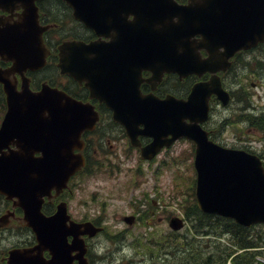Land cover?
<instances>
[{"label":"water","instance_id":"1","mask_svg":"<svg viewBox=\"0 0 264 264\" xmlns=\"http://www.w3.org/2000/svg\"><path fill=\"white\" fill-rule=\"evenodd\" d=\"M36 1L0 0L3 10L23 8L20 20L0 16V56L13 61L11 67H0L8 102L0 127V191L8 198L17 197L15 203L24 209L25 222L35 227L41 240L38 247L12 250L8 264H72V251L81 247L80 233H75V244L70 245L66 238L71 227H64L68 218L65 204L49 217L42 212V205L52 189L62 190L85 163L83 154L75 149L82 148V132L94 127L97 112L92 105L48 83L39 90L32 89L26 72L44 66L49 53L43 39L48 26L39 22ZM67 1L73 5L75 16L99 33L130 39L137 54L143 51L155 81L163 71L178 68L183 74L208 69L214 72L209 82L194 86L188 100L173 96L160 99L153 94L142 97L131 89L128 101L118 102L112 97L109 106L134 144H140L139 134L153 136L142 147L144 158H153L183 136L195 142L196 195L203 211L229 216L248 226L264 222L261 158L213 141L201 124L208 118L212 93L225 102L229 99L217 71L229 65L235 50L264 40V0H191L188 4L176 0ZM131 14L133 19H129ZM198 33L203 34V40L192 38ZM203 46L210 49V57L204 60L197 52ZM112 47L113 42L86 45L68 41L61 45L59 64L63 72L80 78L81 60L92 54H85L86 49L93 50L98 59L102 52L109 54ZM222 47L226 50L221 51ZM17 73L22 76L21 89ZM173 221L174 227L183 226L181 219ZM45 247L52 250L53 257L46 260L41 252L45 261L37 260V251ZM84 253L82 249L77 257L80 264H86Z\"/></svg>","mask_w":264,"mask_h":264},{"label":"rangeland","instance_id":"2","mask_svg":"<svg viewBox=\"0 0 264 264\" xmlns=\"http://www.w3.org/2000/svg\"><path fill=\"white\" fill-rule=\"evenodd\" d=\"M257 54L263 59V62L256 59L253 54L245 55L240 62L241 66L238 65L230 74L228 88L233 89L236 93V101L232 106L226 108L222 107L223 105L220 106L221 104L215 106L211 112L212 121L211 123L209 121L206 127H213L215 136L221 143L240 148L249 146V149L264 156L263 133L257 130L255 122H249L242 118L246 114L251 121H256L264 116V54H260L259 51ZM251 95L253 96L251 97ZM241 101H243L242 104ZM252 107H255V110ZM1 120L2 116L0 117ZM228 122L230 123L228 124ZM111 139L114 148L111 150L108 147L109 143L104 144V151L106 152L100 154L98 158L95 156L96 165L93 171L78 182L80 186L77 188L75 197L78 203L76 206L78 216L81 217L86 212L89 215H99L101 210L99 205L105 203L106 220L117 231L124 226L123 214L129 213L132 207L135 210H142V214L144 213L147 220L150 219L152 209L156 213L160 210V213L166 216L170 213L180 216L186 215L189 221H187L182 232L183 234L188 233V240L182 239L180 242L181 238L179 237L176 242H173L174 247L168 246L171 229L168 224L161 223L156 218L157 224L150 230L138 228L134 231L131 228L111 239L116 240V243L109 240L111 234L108 236L103 234L96 240L95 244L96 249H98L97 253L101 255V258L114 259L113 264H123L122 258L124 256L131 257L134 254L135 262L130 264H144L145 261L152 262V264H187L185 259H182V250L192 248L194 245L205 256L208 253L220 255L222 250H224V254L228 252L230 243L227 239L232 238L230 234L224 233L218 224H215L216 228H212L213 232L210 235L197 234L192 230V224H195L197 219H192L188 215V211L184 212L181 208L183 206L189 210L193 205L191 201L193 200L192 189L195 182L194 178H196V169L194 165L195 147L191 141L180 140L169 149H164L154 161L144 162L140 160V153L128 146L127 139L120 128H115ZM99 161L101 162L99 163ZM155 182L160 189L156 190V193L152 194L153 196L146 201L141 192L152 189ZM131 183H140L141 185L131 187ZM152 191L155 192V189ZM152 191L151 193H153ZM174 195L179 196V198L175 197L176 202L178 199H183L185 200L184 204L174 202ZM152 198L156 200L163 198L167 204H163L161 207L157 204L158 206L155 207ZM84 200H87L86 204L91 205V207L86 208ZM4 207L0 200V215L6 211L7 208ZM141 226H148L147 221L145 220ZM255 227L251 229V234L254 237L257 231L263 230L260 225ZM154 229L156 232L153 233V237L158 240L152 239L155 243L151 242V237L148 236V232L154 231ZM141 231H146L147 235L139 237L138 234ZM252 235L251 237H253ZM222 237L224 238L221 239ZM30 238V233L21 231L16 227L0 232V261L6 253V248ZM133 239L134 241L138 240L139 245L132 248L126 247L127 242H132ZM259 245L260 247L255 246L257 248H250L249 250L258 254L253 264H264V243H259ZM137 248H141V250ZM234 248L237 254L245 253V249L239 246ZM134 249H137L138 252H143L145 249L146 253L138 254L136 251L134 252ZM173 251L175 252L174 255ZM106 262L108 263L110 260H106ZM191 264L199 263L191 262Z\"/></svg>","mask_w":264,"mask_h":264},{"label":"flooded vegetation","instance_id":"3","mask_svg":"<svg viewBox=\"0 0 264 264\" xmlns=\"http://www.w3.org/2000/svg\"><path fill=\"white\" fill-rule=\"evenodd\" d=\"M52 1L53 2L50 4L51 7L56 5V3H57L55 0H52ZM64 13H65V11L63 10V15H64ZM66 13L69 14V10L66 9ZM61 27H62L61 29L63 31H66V32L71 33L73 35V37H70V38H74V36H77V33H79L78 37L80 39L85 40V41H90V40H93V39L98 37V35L96 34V32L94 30H92L91 28L87 27L82 22L70 21L66 26L65 25H61ZM62 30H60V31H62ZM56 38H59L57 34H56ZM47 39H48L49 43L56 44L55 38L52 37L50 34H48ZM123 45L127 49L130 48V44L123 43ZM262 48H264V47L259 45L256 48L250 49V50H247V51L241 50V51L236 53L234 58L239 56V58H241V60H242L244 55L254 54L255 51H257L255 49H259L260 52L263 53L264 49H262ZM201 53H202L203 56L207 55V52L205 50H203V49L201 50ZM51 57H49L50 64L52 62L51 59H54L53 63H54V65L57 66V64H56L57 63L56 59L58 58L57 52H56V54L52 55ZM126 61L128 63V59H126ZM259 61H261V60H259ZM139 62L141 64V67L135 72L134 78L137 79V80L142 79V77H148L149 78L151 76L152 71L149 68L144 67L145 61L141 57L139 58ZM132 64H134V63L132 62ZM239 66H241V65L239 64ZM60 77L61 78H60L59 81L54 77L55 82H60L68 90L73 91V93L76 94V96H78V97H80V98H82L84 100H90L96 106L102 107V106L105 105L104 102H101L99 99L91 97V91L86 86L85 83H82V84L78 83V82H76V80L74 78L69 77V76H62L61 75ZM209 78H210V73L209 72L204 73L202 76H198V75L192 74V75L186 77L185 80H183L178 73L166 72L162 82L158 85L157 93L159 95H161V96H165L168 93H174L176 95L182 96L185 93V91L188 89L189 83L191 84V87H192V85L195 82H197L198 80H208ZM150 85L151 84H150L149 81H143L142 82L143 91L144 92L151 91V86ZM114 125L115 124L110 122V119L108 117L104 116L103 120L98 122V125H97L98 128H96L94 132H87L86 133V135H85V139H86V142H87L86 149L88 147V144H89V148L91 147L90 145L92 144L94 151L97 152L98 151L97 141H98L99 137L101 136L102 130L104 129L105 132L112 137V135H113L112 132H114L115 128H116ZM106 128H109L110 131L107 130ZM148 141H150V140L147 139L146 142H148ZM110 144L113 145L112 139L110 140ZM81 179L82 178L78 177V174H77L76 176H74V178H72L71 186L69 185V187L67 189H65L63 192H61L59 194H55V192H54L53 193L54 196L52 197V199H48L46 204H45V206H46L45 211L48 214H54L57 211V209H58L57 208V206H58L57 204H59L60 202H66L67 201V203H68V205H67L68 211L70 212V214L72 215V218L74 220H76L78 222H92L94 225H96L97 227L101 228V230L96 232V234L93 235V236H91L89 234L83 235V238H84V240L86 242V247H87V251H86V254H85V256L87 258V264H100V263L101 264H113L114 259H108V258H105V257L101 258V255L97 253L98 249H96V247H95L96 240L99 237H101L103 234H105L106 236H108V234H111L110 235L111 238L109 237L110 238L109 240L110 241H114V243H116V240H111V239L115 238L120 233H124L127 230H130L131 228L134 231L136 229H138V228H141L142 230L143 229H149L150 230L152 227L156 226V225H152L151 226L150 222L157 224L158 220L161 223L166 220V215H162L160 213V210H158V213H156V211L154 209L151 210V212H150L151 216H150V219H149L150 221H149V220H146V218L144 216V213L142 214V210H135L132 207V209L130 210L129 213L123 214V216H122V222L124 223V226L122 227V229H118L117 231H115L109 225L108 221L106 220L107 219V215H106V212H105V210H106V204L105 203H102V204L99 205L101 207L99 215H95V216L94 215H89V213L86 212V213H84L83 216L79 217L78 214H77V207H76V206H78V203H77L75 197H76V194H77L76 193L77 188L80 186L78 184V182L81 181ZM130 185H131V187H137V186L139 187L141 184L140 183H131ZM152 189L153 190L155 189V192L152 191ZM152 189L142 190V192H141L142 197L146 201L148 200L149 196H153L152 194H155L156 190H158L160 188H158V184L155 182L154 186L152 187ZM151 191L153 193H151ZM162 196H163V194H162ZM133 198L134 197L132 196V199ZM152 199H153L154 206L155 207L158 206L157 205V204H159L158 199L157 200L154 199V198H152ZM93 200H95V199L93 198ZM87 202H88L87 200H84V206L86 208L91 207V205H87L86 204ZM11 205H12V203H11ZM156 218H157V221H156ZM6 220H8V218H6ZM145 220L147 221V225L148 226H141V224L145 223ZM14 221H18V220L13 218L12 220H10V223L7 226H2V228L13 229L14 227H16L18 229L19 227L17 225L13 224ZM130 232H133V231H130ZM130 232H127V233H130ZM145 232H144V234H146ZM155 232H156V229H154V231L149 232V234L151 235L150 236L151 237L150 238L151 242H154V241H152V239L158 241L157 239H155L153 237V233H155ZM140 233H142V231ZM72 239H73V236L69 235L68 236V240L71 242ZM107 239H108V237H107ZM32 240L33 241H31V244L36 242V237L33 234V232H32ZM26 242L29 243V241H26ZM137 245H139V242H136L133 239L132 242H127L126 247L132 248L133 246L137 247ZM15 246H18V245L14 244V245L10 246L9 248H6V253L2 256L0 264H5L7 262V258H8V255H9L8 251L10 250V248L15 247ZM126 247H125V249H126ZM137 249L141 250V248H137ZM137 249H134V252L136 251V253H138V254L146 253L145 249H143V252H141V253L138 252ZM46 254L49 256L48 252H46ZM106 260H110V262L107 263ZM122 260H123V264L133 263V262H135L134 254L131 257L124 256L122 258ZM73 264H79V260L75 259ZM144 264H152V262L150 263V262H146L145 261Z\"/></svg>","mask_w":264,"mask_h":264},{"label":"trees","instance_id":"4","mask_svg":"<svg viewBox=\"0 0 264 264\" xmlns=\"http://www.w3.org/2000/svg\"><path fill=\"white\" fill-rule=\"evenodd\" d=\"M56 5L50 7L47 12V16L49 18H56L57 20L65 21V17L63 16V7L64 3L60 0H56ZM52 3V2H51ZM6 110V101L5 94L3 92L2 87L0 86V114H3ZM260 124L264 125V118L260 121ZM194 183L192 189V197L194 196ZM188 195L189 192L187 191ZM194 208V207H193ZM192 209V208H191ZM195 209L199 213L197 218V225H200L201 229H207L210 231L211 228H216L215 224L221 227V230L230 234L232 238H228L227 240L230 243V248L228 252L224 254V250L221 251L220 255H212L208 253L206 256L201 252V250L196 247V245L192 246V248H184L182 250V259L187 264H191V262L199 263V264H226V262L236 253L235 246H239L240 248H253L255 246H260L259 243H264V230H259L256 232L255 237L251 234V229L248 227H243L238 223L234 222V220L225 218V217H217L214 215H208L202 213L198 210V207L195 204ZM197 213H193L195 215ZM251 235L253 237H251ZM224 245H226L224 243ZM257 253L249 250H245V253L241 255H235L233 257V262L235 264L243 263V264H253L256 260Z\"/></svg>","mask_w":264,"mask_h":264}]
</instances>
